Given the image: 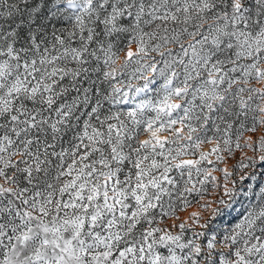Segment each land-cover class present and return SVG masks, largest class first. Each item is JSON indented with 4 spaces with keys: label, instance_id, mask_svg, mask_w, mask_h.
I'll return each instance as SVG.
<instances>
[{
    "label": "snow or ice",
    "instance_id": "snow-or-ice-1",
    "mask_svg": "<svg viewBox=\"0 0 264 264\" xmlns=\"http://www.w3.org/2000/svg\"><path fill=\"white\" fill-rule=\"evenodd\" d=\"M258 128L264 0H0V264H264Z\"/></svg>",
    "mask_w": 264,
    "mask_h": 264
},
{
    "label": "rangeland",
    "instance_id": "rangeland-1",
    "mask_svg": "<svg viewBox=\"0 0 264 264\" xmlns=\"http://www.w3.org/2000/svg\"><path fill=\"white\" fill-rule=\"evenodd\" d=\"M262 132H263V130L258 128L256 133H254V134L246 133L245 135H246V136H247V135H253V138L256 139V138L259 137V135L262 134ZM211 147H212V145H205V146H203L202 150H204V151H208V150H210ZM245 152H247L249 155H251V151H250V150L245 149ZM238 155H239V153L237 154V156H238ZM209 158H210V159H214V157H209ZM233 162H234V161H233V160H230V159H227V160H226V164H230V163H233ZM226 164H221V167L226 166ZM214 174H217V173H214ZM217 175H218V174H217ZM196 210H197V209H196L195 206H192L191 208L186 209L183 213L180 214V215H181V218H184L188 213H190V212H192V211H196Z\"/></svg>",
    "mask_w": 264,
    "mask_h": 264
},
{
    "label": "trees",
    "instance_id": "trees-1",
    "mask_svg": "<svg viewBox=\"0 0 264 264\" xmlns=\"http://www.w3.org/2000/svg\"><path fill=\"white\" fill-rule=\"evenodd\" d=\"M263 132H264V130H263Z\"/></svg>",
    "mask_w": 264,
    "mask_h": 264
}]
</instances>
